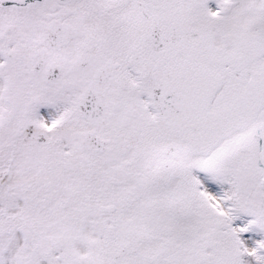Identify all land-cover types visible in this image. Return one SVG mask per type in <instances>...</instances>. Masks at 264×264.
Returning <instances> with one entry per match:
<instances>
[{
	"label": "snow or ice",
	"instance_id": "snow-or-ice-1",
	"mask_svg": "<svg viewBox=\"0 0 264 264\" xmlns=\"http://www.w3.org/2000/svg\"><path fill=\"white\" fill-rule=\"evenodd\" d=\"M0 264H264V0H0Z\"/></svg>",
	"mask_w": 264,
	"mask_h": 264
}]
</instances>
